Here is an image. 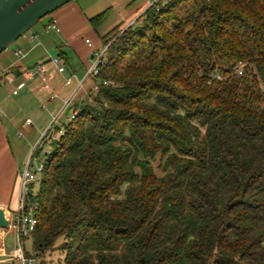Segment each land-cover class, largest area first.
<instances>
[{
    "label": "trees",
    "instance_id": "16d2710c",
    "mask_svg": "<svg viewBox=\"0 0 264 264\" xmlns=\"http://www.w3.org/2000/svg\"><path fill=\"white\" fill-rule=\"evenodd\" d=\"M101 40L107 83L56 126L26 254L264 264V0H158Z\"/></svg>",
    "mask_w": 264,
    "mask_h": 264
},
{
    "label": "rangeland",
    "instance_id": "374dc122",
    "mask_svg": "<svg viewBox=\"0 0 264 264\" xmlns=\"http://www.w3.org/2000/svg\"><path fill=\"white\" fill-rule=\"evenodd\" d=\"M158 0H72L73 3H77L82 8H84L83 13L85 14L87 18V22L85 25L80 26L76 32L70 36L69 42H75L78 44V49H86V43H84L85 37H88L92 44L95 47H98L96 51L100 52L101 48L103 46L101 37L111 31L113 28L120 26L126 27L127 25H130L132 22L135 21V19L153 2ZM160 2H164L165 0H159ZM105 11L104 18L102 21L93 28L91 24L89 23V18L92 16ZM55 11L52 13H49L42 18H40L32 27H30L28 30L25 31L23 35H21L19 38H17L12 44H10L2 53H0V58L4 55H13V50L16 46H23L24 44L28 43L29 45H34L36 47L35 52L36 56H40L41 53H44V57L48 58L53 57L58 54L57 48H54L53 44L52 46H49V48H46L45 52L42 51V48L37 46L38 45V36L45 34L50 36H56L58 35V32H56L53 29H47L45 25L47 22L51 19V16L54 14ZM37 36L35 38V41H30V36L33 34H36ZM65 42V41H64ZM73 52V51H71ZM78 53H81L78 51ZM83 53V52H82ZM22 52L19 51L16 56L13 58H17L21 56ZM74 55V53H73ZM12 57V56H11ZM76 58V57H75ZM83 58V57H82ZM77 57L76 59H81ZM38 59V58H36ZM1 60V59H0ZM22 60L19 63H23ZM34 61V60H33ZM44 63V62H41ZM36 66V64L31 65V67ZM48 68L52 69L51 66H48ZM84 69V67H83ZM54 70V69H53ZM54 72H56L54 70ZM57 73V72H56ZM7 75V74H6ZM49 84L54 83V91L59 94L61 100L55 99L54 102H50L46 95V90L39 91L38 86L39 81L38 78H35L31 82H26V86L19 89L18 95H11V87L12 85H15L17 82L14 80L11 81L9 79V75L5 77V75L1 78V85H0V92L3 93V96L10 97L11 101H18V99H22V97L25 95L27 88H32V92L30 93L29 97H27V102L25 103H17L16 105H13L11 109L10 116L11 119H8L7 122L8 127V137L10 140V145L13 148V157L14 161L20 162L19 167L23 168L28 160L31 162V168L34 169L37 164L41 163L45 158V153H49L51 150V140L47 139L42 140V137L45 135H39L38 131H35L38 119L43 120L44 122H48V126L53 125L51 127L61 126L64 123H67L70 117V111L72 102L69 106H64V98L68 99V95L73 88L74 85H70L68 87H65L66 85H63L60 80L54 79V81L49 78L47 80ZM99 80L91 79L90 77L86 80L84 87L82 88L81 93H88L89 91L93 90V87L96 83H98ZM66 88V89H64ZM71 95V94H70ZM80 96V95H79ZM87 94L84 97H76L74 102H76L78 99L86 98ZM55 105L56 110L53 112L54 116L49 117L48 111L51 110L53 105ZM74 104V103H73ZM59 110V111H58ZM62 110V111H61ZM4 111L3 109L0 111V118L4 119ZM30 118L32 119L31 125H25L24 121L25 119ZM7 128V127H6ZM52 130L50 131V133ZM57 133V131H56ZM59 132L55 135V138H57ZM19 192V187L16 189V194ZM18 195V194H17ZM15 197V194H14ZM13 197L12 205L10 206L11 212L15 213L16 207H17V197L16 199ZM6 231L3 229H0V244L2 241L3 236L5 235ZM5 248L6 250H10L14 247V241L13 236L11 233H8L5 237ZM25 248L27 251H32V244L30 239L25 240ZM13 264H19L17 260H14Z\"/></svg>",
    "mask_w": 264,
    "mask_h": 264
},
{
    "label": "crops",
    "instance_id": "0c3cea01",
    "mask_svg": "<svg viewBox=\"0 0 264 264\" xmlns=\"http://www.w3.org/2000/svg\"><path fill=\"white\" fill-rule=\"evenodd\" d=\"M84 8H82L80 5H78L77 3H73L72 0H70L69 2H67L66 4L60 6L58 9L55 10L54 14L51 16V18H55L57 20V24L60 28V31H56L58 32V35H54L53 37L50 35H39L38 38V45L39 47L42 48V51L45 52L46 48H49V46H54V48H57L58 53H61L62 55V59L65 63V67H66V71L64 73V75H61L59 73L54 72L53 68L50 69L48 67L46 70V77L47 80L50 78L51 81L54 79L60 80L61 82H63L62 84H64V76L67 75H71L72 76V82L69 85H66L65 87H68L70 85H74L73 88L71 89L68 97L70 98V94H72V92L77 88V85L79 82H81L80 87L76 90L74 96L71 98L68 106L71 104V102L73 101V98L78 97H84L87 93H81L82 88L84 87V84L86 82V80L90 77V76H86V71L87 68L90 65V59L93 55V53L97 50L98 47H95L91 40L88 37H85V39H89L91 42V45H88L85 42L84 39V43H86V49H78V44H76L75 42H69L70 44L66 43L68 42V40H70V36L73 35L76 30H78V28H80V26H83L86 24L87 22V18L85 16V14L83 13ZM37 36L36 34H33L30 36V41H35V38ZM65 41V42H64ZM36 47H34V45H29L28 43L24 44V48L23 46H16L15 49L13 50V55H4L2 56L0 59V77L2 78L3 75H5V77H7L9 75V79L11 81L14 80V82L16 81L17 83L15 85H12L11 87V95H18L19 94V90L16 94L12 93V90L21 82L23 81V76H22V72L24 71V69L31 67V65L34 64H40L41 62L47 63L48 58H45L43 55L44 53L42 52L40 56H36V52H35ZM19 50L22 52L21 56L17 57L16 59L13 58V56L15 57V51ZM73 51V52H71ZM81 52V53H78ZM3 52V51H2ZM1 52V53H2ZM83 52V53H82ZM74 53V55H73ZM43 54V55H42ZM12 56V57H11ZM77 57L82 58L81 59H76ZM38 58V59H36ZM22 60L23 63H19ZM34 60V61H33ZM84 67V69H83ZM7 74V75H6ZM35 78H38L39 81V86H38V90L42 91V90H46V95L47 98L50 102H54L55 99L61 100L59 99L60 95L57 94L54 91V83L49 84L47 82L44 83L41 79L40 76H36ZM34 78V79H35ZM91 78V77H90ZM32 79V80H34ZM92 79V78H91ZM32 80H29L27 82H31ZM1 83V82H0ZM1 85V84H0ZM47 85V86H45ZM26 86V83H25ZM24 86V87H25ZM66 89V88H64ZM32 92V88H27L25 95L22 97V99H18V101H11L10 97H6L3 96V93L0 92V111L3 109L4 111V119L2 120L0 118V210L4 211V212H11L10 210V206L12 205V200L15 194V199L17 197L18 200V192L16 194V189H18L19 187V182H18V177H19V172L21 171L22 168L19 167L20 162L18 163V161H14V157H13V148L10 145V140L8 137V125L7 122L9 121L8 119H11L10 113L11 111H13L12 106L16 105L15 102L17 103H25L27 102V97L25 98V96L27 95L29 97L30 93ZM80 95V96H79ZM68 98V99H69ZM67 98H64V102L66 100H68ZM28 103V102H27ZM26 104V103H25ZM53 105V104H51ZM56 110L55 105H53V107L51 108L50 111H48L49 117L54 116L53 112ZM59 111V110H58ZM72 112V109L70 111V113ZM28 118V117H27ZM31 120V124H32V119ZM48 122L46 121L44 122L43 120H39L37 122V126H36V130L39 132V135L44 134L45 132L47 133L46 137L44 138L45 140L47 139V141L49 139H52L55 137V135L58 133V131L56 130V125H54V127H51L53 125H49L48 126ZM25 125H31V124H26V119L24 121ZM7 127V128H6ZM51 127V128H50ZM52 130V132L50 133V131ZM57 131V133H56ZM45 133V134H46ZM43 139V140H44Z\"/></svg>",
    "mask_w": 264,
    "mask_h": 264
},
{
    "label": "built area",
    "instance_id": "2783aa9c",
    "mask_svg": "<svg viewBox=\"0 0 264 264\" xmlns=\"http://www.w3.org/2000/svg\"><path fill=\"white\" fill-rule=\"evenodd\" d=\"M47 29H53L60 31L55 18H51L45 25ZM88 45H91L89 39H85ZM107 45L102 46L101 51H95L90 59V65L87 68L86 76L95 78L101 68L106 51ZM19 50L15 51L17 54ZM48 66H51L57 73L64 75L66 71L65 63L58 53L53 57H49L47 63H40L34 67H28L22 72L23 81H21L13 90L12 93L16 94L18 90L25 86V83L34 79L36 76H40L42 81L47 84L46 70ZM72 82V76H64V84L69 85ZM106 84L105 80L99 81L94 85V89L98 84ZM81 82L78 83L77 88L72 92L70 98L64 102V107L68 106L71 98L74 96L76 90L80 87ZM47 86V85H45ZM62 111V110H61ZM26 124H31L30 118L26 119ZM30 160H28L25 166L19 172V192L17 207L15 213H8V227L6 229L0 228L6 231L0 244V264H13L14 260H17L19 264H38L34 256L28 255L25 252V239L34 229L36 224V218L34 216V206L28 201V192L30 190V184L38 181L40 178V171L42 169V163L32 169ZM8 233L13 236L14 247L10 250L5 248V237Z\"/></svg>",
    "mask_w": 264,
    "mask_h": 264
},
{
    "label": "water",
    "instance_id": "95a60500",
    "mask_svg": "<svg viewBox=\"0 0 264 264\" xmlns=\"http://www.w3.org/2000/svg\"><path fill=\"white\" fill-rule=\"evenodd\" d=\"M70 0H0V53L40 18ZM8 227V213L0 210V228Z\"/></svg>",
    "mask_w": 264,
    "mask_h": 264
}]
</instances>
